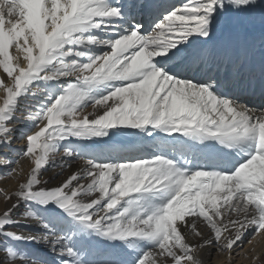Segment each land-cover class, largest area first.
<instances>
[{
  "label": "snow or ice",
  "instance_id": "obj_1",
  "mask_svg": "<svg viewBox=\"0 0 264 264\" xmlns=\"http://www.w3.org/2000/svg\"><path fill=\"white\" fill-rule=\"evenodd\" d=\"M129 130L148 152L75 142ZM0 169V264H236L264 238V0H0Z\"/></svg>",
  "mask_w": 264,
  "mask_h": 264
},
{
  "label": "bare ground",
  "instance_id": "obj_2",
  "mask_svg": "<svg viewBox=\"0 0 264 264\" xmlns=\"http://www.w3.org/2000/svg\"><path fill=\"white\" fill-rule=\"evenodd\" d=\"M166 2L171 3V4H180L183 2V0H166ZM146 25H147V21H146ZM244 29L241 28V36H243L244 33ZM258 31V30H257ZM258 102V101H257ZM92 108L89 107L88 109L85 110L86 113L92 112ZM89 118H92L91 116ZM15 127L17 129H20L23 127V125L21 124H16ZM17 135H19V133H17ZM159 139V137H158ZM92 141L90 143H83V141H75L77 144H82L87 150H91V151H102L107 147L110 146H114L123 150H126L129 154L131 155H136V148L138 146H140L141 144L145 145V152H148V147L150 146L152 143V138L151 137H141V136H137L135 134H133V130H129L128 133L123 134V135H119L116 137H112L111 139L108 138H94L93 140H89ZM88 142V141H87ZM24 142L22 140H16L15 143L13 144V147L17 150L22 149ZM15 158V157H13ZM59 159V157L57 158ZM21 166L25 169V171L28 169L29 164L26 160H22L20 161ZM75 170V165L73 166V168L71 169H64L63 171L58 168L56 170H54L53 172H49L46 171L44 173V178L47 179L49 177H53V183H57L60 179H63L64 177H66L71 171ZM0 171H3V169H0ZM61 175H58V173H61ZM16 181L12 180V179H8L7 177H0V186H8L9 188H13L15 187ZM3 208V201L2 199H0V210H2ZM20 212V211H19ZM18 212V213H19ZM17 213V214H18ZM260 238V237H259ZM258 238V239H259ZM4 243V242H2ZM6 243V242H5ZM260 244V245H259ZM258 245L259 250H257L255 252V256H259L260 259L257 260L256 262H251V264H259L260 262H262V260L264 259V238H261L259 240ZM19 247L27 252V253H34L36 256L44 258L46 260L49 261V264H53V260H51L49 258V254H51L48 250L47 247L45 245L42 244H20ZM101 250H103L105 248V245L100 244L98 246ZM110 253H112L115 257L118 256H122L124 257V254L121 252V250L119 249H110L109 250ZM2 255V254H0ZM125 258V257H124ZM120 259V258H119ZM205 260H207V257H204ZM227 258H223L221 259L220 257H217L216 260L213 261V263L217 264V263H223L224 264V260H226ZM253 258H245L244 260V264H249V260H252ZM228 264V263H227ZM262 264V263H261Z\"/></svg>",
  "mask_w": 264,
  "mask_h": 264
},
{
  "label": "rangeland",
  "instance_id": "obj_3",
  "mask_svg": "<svg viewBox=\"0 0 264 264\" xmlns=\"http://www.w3.org/2000/svg\"><path fill=\"white\" fill-rule=\"evenodd\" d=\"M90 142H92V141H89L88 140V142L87 141H83V143H90ZM56 169H58V168H55V169H49L48 171L49 172H53L54 170H56ZM20 211V212H19ZM17 213V216H19L20 215V213L23 211V209H20ZM259 236L258 237H256L255 239H253L252 240V242L251 243H245L244 244V246H243V252L241 253V255H240V257L239 258H237V261H236V264H244V260H245V258H253L254 256H255V252L257 251V250H259V245H258V243H259V240L261 239V237L259 238ZM2 242H6V241H0V248H2L3 247V244L4 243H2ZM0 254H2V253H0ZM111 255L113 256V258H117V259H121V258H124V257H122L121 255L120 256H118V257H115L112 253H111ZM49 258L51 259V260H53V257H52V255L51 254H49ZM254 262L253 261V259L252 260H249V262ZM224 262V264H227L228 263V260L226 259V260H224L223 261ZM251 262L249 263V264H251ZM256 262V261H255ZM264 264V259L262 260V262H260L259 264ZM213 264H215V263H213ZM217 264H221V263H217ZM223 264V263H222Z\"/></svg>",
  "mask_w": 264,
  "mask_h": 264
}]
</instances>
